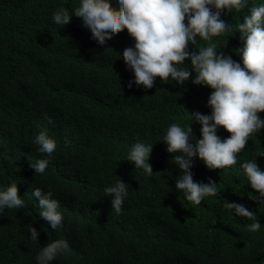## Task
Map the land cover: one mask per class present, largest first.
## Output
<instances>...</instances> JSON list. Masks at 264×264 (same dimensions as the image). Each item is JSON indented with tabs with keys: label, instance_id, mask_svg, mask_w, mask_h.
Listing matches in <instances>:
<instances>
[{
	"label": "trees",
	"instance_id": "obj_1",
	"mask_svg": "<svg viewBox=\"0 0 264 264\" xmlns=\"http://www.w3.org/2000/svg\"><path fill=\"white\" fill-rule=\"evenodd\" d=\"M80 3L0 0V190L17 184L26 204L0 215V264H38L40 250L57 239L69 249L50 264H264V202L254 200L259 194L241 167L254 160L264 172V156H257L264 153V127L232 166L210 170L194 157V182L210 179L218 194L199 205L188 201L175 187L182 176L172 160L178 153H168L162 140L171 124L191 123L188 112L211 114L207 100L213 90L191 78L181 86L159 77L151 89L129 88L135 78L122 52L135 40L126 29L100 45L74 14L63 27L53 21L57 8L71 13ZM261 4L264 0H248L249 7ZM249 14L225 11L221 19L235 25ZM210 43L243 67L239 33L210 41L197 36L189 50ZM183 64L191 68L190 60ZM258 115L264 120V112ZM191 127L201 138L200 125L193 121ZM43 130L57 142L50 157L33 143ZM217 135L223 140L231 134L221 126ZM137 142L152 144L151 175L127 160ZM39 159L49 160L43 174L30 166ZM119 178L128 195L117 214L104 189ZM35 188L51 191L59 201L64 218L59 229L40 216ZM226 202L255 212L260 229L248 231L252 221L225 208ZM27 225L36 228L37 241Z\"/></svg>",
	"mask_w": 264,
	"mask_h": 264
},
{
	"label": "clouds",
	"instance_id": "obj_2",
	"mask_svg": "<svg viewBox=\"0 0 264 264\" xmlns=\"http://www.w3.org/2000/svg\"><path fill=\"white\" fill-rule=\"evenodd\" d=\"M116 4L118 6H113L110 0H81L71 13L65 7L57 8L53 21L63 27L71 22V14H74L82 20V26L91 31V39L100 45L126 29L135 40L134 46L122 52L123 61L135 78L129 81V88L135 84L151 89L159 77L161 81L171 78L181 86L191 78L193 84L213 90L207 100L211 114L188 112L191 123L195 121L200 125L201 138L194 137L191 123L183 128L173 123L162 140L168 153H178L172 157L182 172L176 180V189L184 191L188 201L199 205L205 197L217 195L218 190L216 182L210 179L208 183L194 182L193 158L201 159L210 170L232 166L238 162V154L245 149L252 134L264 127V120L258 115L264 112V4L249 7L248 0H116ZM244 9L250 14L243 17L242 23L230 25L221 19L225 11L232 13ZM225 32L239 33L244 41V47L238 49L243 67L230 55L218 51L215 43L198 52L189 50V44H196L197 36L210 41ZM186 59L190 60L191 70L182 66ZM47 119L52 123L51 117ZM221 126L231 134L223 140L217 135ZM33 143L48 157L57 149V142L47 130L40 131ZM151 151L152 144L137 142L132 145L127 160L151 175L153 170L148 162ZM257 156H264V153ZM48 164V159H39L30 166L36 174H43ZM241 167L250 187L259 194L254 200L264 202V172L254 160L244 162ZM104 192L105 196L112 197L111 208L120 214L128 195L127 184L119 178ZM32 195L42 209L40 216L51 229H59L64 218L58 211L59 201L52 198L53 193L35 188ZM25 206L18 195L17 184L0 190V215L6 208ZM224 207L252 221L247 225L248 231L260 229L256 213L244 205L226 202ZM26 227L31 233L30 239L37 241L36 228ZM68 249L65 240H54L40 250L36 260L38 264H50Z\"/></svg>",
	"mask_w": 264,
	"mask_h": 264
}]
</instances>
